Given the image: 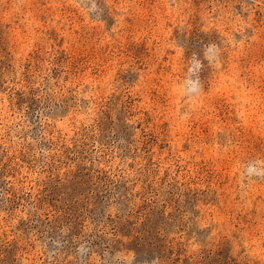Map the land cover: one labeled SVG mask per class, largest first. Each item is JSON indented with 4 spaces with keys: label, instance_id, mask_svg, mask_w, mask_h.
<instances>
[{
    "label": "rangeland",
    "instance_id": "obj_1",
    "mask_svg": "<svg viewBox=\"0 0 264 264\" xmlns=\"http://www.w3.org/2000/svg\"><path fill=\"white\" fill-rule=\"evenodd\" d=\"M0 264H264V0H0Z\"/></svg>",
    "mask_w": 264,
    "mask_h": 264
}]
</instances>
